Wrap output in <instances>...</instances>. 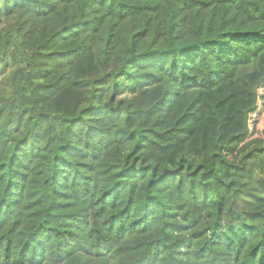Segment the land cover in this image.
Masks as SVG:
<instances>
[{"label":"trees","instance_id":"16d2710c","mask_svg":"<svg viewBox=\"0 0 264 264\" xmlns=\"http://www.w3.org/2000/svg\"><path fill=\"white\" fill-rule=\"evenodd\" d=\"M0 264H264V0H0Z\"/></svg>","mask_w":264,"mask_h":264}]
</instances>
